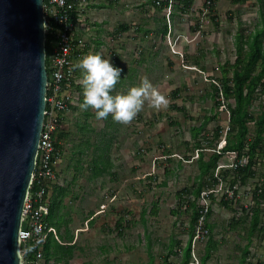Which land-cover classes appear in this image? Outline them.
Returning a JSON list of instances; mask_svg holds the SVG:
<instances>
[{
	"label": "rangeland",
	"instance_id": "1",
	"mask_svg": "<svg viewBox=\"0 0 264 264\" xmlns=\"http://www.w3.org/2000/svg\"><path fill=\"white\" fill-rule=\"evenodd\" d=\"M89 1L96 6L88 9L89 30L81 36L90 45V53L111 58L123 69L113 94L127 92L148 77L168 103L157 108L145 99L130 122L97 119L95 109L81 107L80 88L81 100L70 110L67 122L75 137L61 143L58 177L66 193L58 216L63 217L69 234L75 229L84 233L76 245L80 250H73L70 260L60 264H181L190 239L193 212L189 200L201 205L199 198L182 192L212 180L209 175L197 179V142L202 143L207 161L214 145L218 149L225 139L223 134L219 142L215 133L218 127L228 128L227 106L235 105L231 98L218 107L211 79H223V67L235 63L237 35L248 38L264 27V0L244 4L217 0L211 14L204 9L207 0H194L187 14L177 8L178 0H169L164 10L154 6L155 0ZM171 12H175L173 17ZM123 24L129 29L120 32ZM164 24L169 30L166 35ZM176 89L180 97L174 99ZM250 110L256 117L264 112L260 91ZM83 123L87 130L81 127ZM248 125L247 139L254 132V123ZM86 141L92 148L84 147ZM255 160V176L237 183V202L225 206V190L208 201L212 214L204 215L195 227L188 264H201L207 247L211 253L206 264H264V214L263 222L251 233L246 208L254 205L255 188L264 183V147ZM94 161L101 162V172ZM232 161L233 157L223 155L218 165ZM233 178L224 173L226 188ZM211 188L216 186L203 190ZM92 216L91 230L85 232L82 225ZM97 221L101 226L94 225ZM67 242L62 238L61 244H73ZM245 249L250 256L242 263Z\"/></svg>",
	"mask_w": 264,
	"mask_h": 264
},
{
	"label": "water",
	"instance_id": "2",
	"mask_svg": "<svg viewBox=\"0 0 264 264\" xmlns=\"http://www.w3.org/2000/svg\"><path fill=\"white\" fill-rule=\"evenodd\" d=\"M44 0H0V264H22L19 231L46 111Z\"/></svg>",
	"mask_w": 264,
	"mask_h": 264
},
{
	"label": "built area",
	"instance_id": "3",
	"mask_svg": "<svg viewBox=\"0 0 264 264\" xmlns=\"http://www.w3.org/2000/svg\"><path fill=\"white\" fill-rule=\"evenodd\" d=\"M46 1H48L47 4L45 3L44 9L46 33L47 27L48 29L51 28L49 24L51 19H54L55 24L61 28L53 31V35L56 37V47L54 53L51 55L49 65L51 77H48L47 93L50 92V94L46 95L45 118L36 155V164L29 193L24 205L22 224L19 231L22 264H45L44 248L50 236H53L58 243H61L56 229L48 226L46 223V218L51 208L49 191L53 188L54 184L57 183L56 166L62 156L58 147V135L62 128V115H66L70 108L76 105L80 99V92L76 87L78 84L76 82V70L80 59L89 53L88 51L84 52L87 43L81 35L82 31L89 30V17H87V13L90 1ZM72 16H74V18ZM90 23L95 24L94 22ZM168 37H170V34ZM75 51L80 52L76 57L74 56ZM214 83L220 87L217 82ZM220 95L221 99L224 101L221 90ZM228 130L229 126L227 130L224 128L223 134H225V136ZM225 143L226 141L224 139L215 152L221 155H227V157L230 156V158L233 157V161L229 164H220L217 166L214 176L216 175L215 178L218 179V184L215 189L211 188L210 190H203L201 192L199 200L201 202L200 207L203 208V216L210 209V204L208 203L211 199L210 196L217 194V191L219 193L225 190L223 194L224 201L226 200L232 203H234V201L237 202V183H240V181L238 180L236 184H230V188H226L224 186V173L233 174L235 177V170L244 168L250 163L249 147L247 145L244 149V155L239 158V154L235 151L223 152ZM255 167L256 163L253 165L252 169L255 170ZM221 169L227 170L218 174ZM263 189L264 183L258 185L252 197L254 198L257 196L259 198L260 195H262ZM253 206L254 205L246 207L250 219L254 215ZM260 206L264 209V200H261ZM89 222L90 219L84 223V231L89 230ZM30 247H36L38 249L37 253L34 254V258ZM191 264H195V262Z\"/></svg>",
	"mask_w": 264,
	"mask_h": 264
},
{
	"label": "trees",
	"instance_id": "4",
	"mask_svg": "<svg viewBox=\"0 0 264 264\" xmlns=\"http://www.w3.org/2000/svg\"><path fill=\"white\" fill-rule=\"evenodd\" d=\"M247 1L248 0H232V2L234 3H242V4L246 3ZM216 2L217 0L206 1V4L204 5L208 8V13L211 14L214 11L216 7ZM45 3L47 4L48 1L45 0ZM153 4L159 10H164L170 6L169 0H163L161 2L155 0L153 1ZM193 4H194V0H178L177 8H179L182 14H187L188 12H190V9L192 8ZM90 6L95 7L96 5L89 4V7ZM170 15L173 17L175 15V12H171ZM72 17L74 18V16ZM212 19L216 21L217 17L213 16ZM49 24L51 28L48 29L47 27L45 50H46V67H47L48 77L50 78L51 77L50 67H49L50 58L51 55L54 53L56 47V40H55L56 37L55 35H53V31L61 27L55 24L54 19H51L49 21ZM216 25H218V23H216ZM128 29L129 27L126 24H123L121 25L120 32H125ZM137 30H141L140 27H138ZM168 31H169L168 25L164 24L163 26L164 35H166ZM263 38H264V27H262V29L256 30L255 32L251 33L248 38H245V36L242 34L237 35V54H238L237 59L235 63L231 66H228V68L223 67V69H225L224 76L223 79H219L222 85L225 98L226 99L232 98L235 101L234 107L229 106L231 113L230 115L231 124L226 137L227 144L225 147V151H235L239 154V158H240L244 155V149L245 146L247 145L249 147V154H250L249 165H247L244 168L235 170V177L232 179L231 185L236 184L238 180L245 181L248 177L255 176L256 171L253 170L252 167L257 162L255 160L256 156H258L259 151L261 152L264 147V112L259 117H256L254 113H252L250 110L254 101L257 98L258 92L260 91L261 94H264ZM244 47H247V50H245ZM89 48L90 45L86 44V49L84 52L87 51L89 52ZM77 54H80V52L75 51L74 56L76 57ZM115 59H116V63L119 62L118 56ZM228 73H232V76L228 77L227 76ZM230 84H233L232 87L229 86ZM257 89H259V91ZM49 94L50 92L47 93V95ZM172 94L174 96V99L180 97L178 89H176ZM72 109H76V108L73 106ZM94 117H96L95 113H94ZM110 117H112L111 114H109V116L106 117L105 119H109ZM61 122L66 123L65 115H62ZM249 122L254 123V132H253V137L247 139V135L249 133V125H248ZM206 123L201 125V127L198 129V133L205 128ZM221 132H222V128L218 127L215 133V139L220 138ZM58 138H59V142L60 141L62 142L63 139L67 138V134L61 130ZM201 146H202L201 143L197 142V149H202ZM59 147H61V145H59ZM199 157L200 159L198 160V166L200 169V174L197 177V179L201 181L205 176L209 175V177L212 178V180L206 181V184L204 186L202 183H199L198 187L192 188L193 190L185 189L182 192V194H193L196 198H199L201 191H203L204 187L206 188L211 187L218 182V179L214 177V171L218 165V161L220 160L221 155L215 153L211 155L207 161H204V154L203 152H201ZM94 162H97V164L95 165L99 166L100 169L99 172H101L102 171V168L100 167L101 162L100 161H94ZM65 193H66V189L55 185V208L54 207L52 208L55 209V216H54V211L52 212L51 209L52 213L48 219L49 222L54 224L52 220L53 218H55V227L61 228L65 226L67 231H69L66 222H64L63 218L58 216L57 213L58 211H60L61 208H63L62 202ZM57 194H60L61 197L59 198ZM261 196L264 197V189ZM212 197L213 196H211V198ZM256 198L258 197L256 196ZM223 202L225 206L231 207L230 205L232 202L226 200ZM189 204H190V210H192L193 212L191 215V223H190L191 229L189 231L190 239L186 247L184 248L183 260L181 264H188L190 262L191 253H192L191 251L192 239L196 231L195 227L198 225L200 218L203 216L202 207H197L195 205V201L192 200H189ZM211 214L212 211L209 209L205 215L209 217ZM261 215H262L261 209L257 207L254 209V215L251 217V221L245 218L247 222L249 221L251 233L256 231L259 225L261 224L262 222ZM47 225L53 227L52 225L49 224ZM207 227L210 228L208 225ZM67 236L68 237L65 238L69 240L68 242H72L73 237L69 235ZM52 247L54 246H52L49 241V244H47L46 247L44 248V256L46 259L45 264H50V260L52 259H55V262L57 261L68 262L72 257L73 250H75V246L60 245L56 240H55V250L52 249ZM30 248L32 250L31 252L33 253V258H34L35 257L34 254L37 253L38 249L36 247L33 248L30 247ZM210 253H211V248L207 247L205 251V255L200 257L201 264H206L207 260L210 258ZM249 255L250 253L248 252L247 249H245V255L242 263L249 257Z\"/></svg>",
	"mask_w": 264,
	"mask_h": 264
},
{
	"label": "clouds",
	"instance_id": "5",
	"mask_svg": "<svg viewBox=\"0 0 264 264\" xmlns=\"http://www.w3.org/2000/svg\"><path fill=\"white\" fill-rule=\"evenodd\" d=\"M204 9H207L208 11V8L205 5H204ZM79 70H82V71L78 72ZM122 71L123 69L121 67L116 66L112 63L111 58H105L102 56V54L98 52L97 53L89 52L86 55H84L80 59L77 65V70H76V76H77L76 82L78 83L76 87L80 92L79 101L81 100V94H82L80 88L83 89V101L81 103V107L84 109H88V108L95 109V116L97 119L106 118L109 116V114H111L112 118L117 121L130 122L136 117V115L142 109L145 103V99H148L150 103L157 108L161 107L162 105H167L168 103L167 98L157 89L156 86L153 85V83L148 77H144L141 84L131 87L130 89L127 90V92L113 94L112 90L114 86L116 85L117 81L121 79ZM79 73L82 74V83L78 81ZM211 82L213 83L212 85L216 88L215 93L217 97L216 100H217L218 107L224 106L226 102V98L223 93L221 82L219 80L217 81V79L215 80L211 79ZM214 82L220 83L219 84L220 87L217 86ZM229 86L232 87L231 84ZM220 90L222 91V97L224 98V101L221 99ZM229 106L230 105L227 106V110L229 111L230 122L228 126L230 129L231 113H230ZM72 107L70 109H72ZM62 128H63V123H62ZM221 128H222V132L218 140L219 142L221 138L224 137L223 136L224 128L223 126ZM227 134L225 136V141H226ZM61 143H62L61 141L58 143V147L59 145H61ZM226 144H227V141L223 148V152H230V151H225ZM216 148L217 146L214 145L213 147L214 154L216 153L215 152ZM59 149L61 151V147H59ZM197 150H198V158H199L200 153L202 152V149H197ZM61 154H62V151H61ZM222 156L223 155H221V157ZM218 164H219V161H218ZM215 171H214V174H215ZM56 176H57V169H56ZM217 184L218 182L215 183V186ZM55 185L59 186L58 177H57V183L54 184V186ZM50 191H49V199L51 198ZM254 198H255V203H254L253 208L255 209L259 207L263 215L264 210L262 209L260 205H261V200H264L263 199L264 197L260 195L259 198H256V197ZM50 203H51V200H50ZM51 209H52V203H51L50 212H51ZM262 215H261V218H262Z\"/></svg>",
	"mask_w": 264,
	"mask_h": 264
},
{
	"label": "crops",
	"instance_id": "6",
	"mask_svg": "<svg viewBox=\"0 0 264 264\" xmlns=\"http://www.w3.org/2000/svg\"><path fill=\"white\" fill-rule=\"evenodd\" d=\"M78 72H80V70L78 71ZM78 81L80 82V83H82V77H80L79 75H78ZM71 110V109H70ZM70 110L68 111V113L65 115L66 116V123H63V128H62V131H64L66 134H67V138L66 139H68L69 137H71V138H73V137H75L74 135H72L71 134V130H69V126H68V123L67 122H69L68 121V119H69V113H70ZM95 113V112H94ZM84 124V126L83 125H81V127L83 128V129H85V130H87V128H88V125L86 124V123H83ZM92 131H94V130H92ZM72 140V139H71ZM71 140H68V142H71ZM73 142V141H72ZM96 144V143H95ZM84 147H86L87 149H89V148H92V147H90L89 146V144L87 143V141H86V144H84ZM59 164V163H58ZM60 165V164H59ZM59 165H57V167H56V169H57V177H58V174H59V171H58V167H59ZM58 179H59V177H58ZM61 179H59V181H60ZM60 185V184H59ZM60 187V186H59ZM50 200H51V203H52V208H53V206H54V208H55V186L53 187V189L50 191ZM54 211V216H55V209H52V212ZM52 212H50L49 213V215H48V217L46 218V223L47 224H49V225H52L55 229H56V231H57V233H58V235H59V237H60V239L62 240V238H64V240H67V239H65V237H68L67 235H69V236H72L73 237V240H72V242H73V244H71V243H68L67 245H72V246H75V249H78V250H80L78 247H76V245H77V241L79 240V238L82 236V234L84 233H82L81 231L80 232H77V229H75V231H74V233L73 234H69V231H67V229H66V227L65 226H63V227H61V228H58V227H55V218H53V217H50V218H53V222H54V224H52L51 222H49V216L51 215V213ZM59 212V211H58ZM57 212V213H58ZM95 216H97V215H95ZM60 217H62V216H60ZM63 218V217H62ZM88 219H90V222L89 223H91V222H93V220H94V217L92 216V218H88ZM48 220V221H47ZM100 221H101V219H100ZM100 221H97L94 225L96 226V225H98L99 224V226H101V223H99ZM82 227H84V224L82 225ZM79 229V228H78ZM69 230V229H68ZM90 230H91V228H89V230H88V232H90ZM86 232V231H85ZM49 241H50V243H51V245L52 246H54V247H52V249H54L55 250V238L53 237V236H50V238H49ZM49 241H48V243L47 244H49ZM69 241V240H68ZM65 242V241H64ZM60 245H65V244H61L60 243ZM250 256V255H249ZM44 258H45V256H44ZM46 260V259H45ZM63 261H57V263H62ZM56 262H55V259H52V260H50V264H55Z\"/></svg>",
	"mask_w": 264,
	"mask_h": 264
}]
</instances>
